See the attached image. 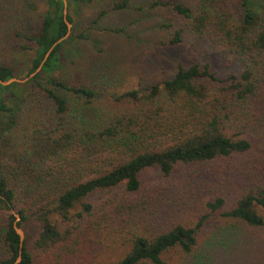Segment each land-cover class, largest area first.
<instances>
[{
  "label": "trees",
  "instance_id": "trees-1",
  "mask_svg": "<svg viewBox=\"0 0 264 264\" xmlns=\"http://www.w3.org/2000/svg\"><path fill=\"white\" fill-rule=\"evenodd\" d=\"M39 1L46 9L37 23L30 21V29L9 35L31 45L23 47L31 52L27 76L56 41L73 35L63 1ZM66 1L68 11L72 2L98 0ZM132 1L112 2L110 10H125ZM159 7H169L184 27L167 25L168 45L180 44L186 32L222 49L240 70L223 82L208 64L179 65L157 85L109 94L102 101L98 85L69 83L55 75L62 41L25 84H0V210H17V226L29 223L37 231L21 244L14 215L8 221L0 218V244L7 255L0 264H14L20 249L17 264H100V239L111 226L140 231L128 239L119 260L106 264H168L164 254L194 249L204 218L194 227H156L157 190L135 201L144 189L141 173L169 176L179 165L246 155L255 147L243 173L246 187L223 216L264 229V0H239V8L232 0L156 1L148 9ZM12 78L13 69L0 66V81ZM151 139L158 142L145 143ZM98 147L113 148L116 155L86 164ZM119 187L124 193L101 205L88 201ZM206 205L216 212L225 200L217 197Z\"/></svg>",
  "mask_w": 264,
  "mask_h": 264
},
{
  "label": "rangeland",
  "instance_id": "rangeland-1",
  "mask_svg": "<svg viewBox=\"0 0 264 264\" xmlns=\"http://www.w3.org/2000/svg\"><path fill=\"white\" fill-rule=\"evenodd\" d=\"M116 1L119 0H98L87 4L72 2L67 13L73 20V26H70L73 35L63 40L62 61L56 76L69 83L81 81L98 85L96 90L105 101L109 94L157 85L168 79L179 65L208 64L223 82L240 70L236 61L206 39L185 32L180 44H167L171 36L167 25L184 30L182 20L169 7L148 9L149 4L156 1L190 4L193 0H134L125 10H110L111 3ZM232 1L237 8L239 0ZM33 2H36L32 5L34 10L26 16L24 13ZM45 9V1L0 0V66L12 68L16 79L28 77L31 52L24 51L23 47L31 45L23 39H11L9 35L15 30L30 29ZM103 10H107V14L99 17ZM100 105L102 107L103 103ZM91 114V111L87 112L88 117ZM156 141L151 139L145 143ZM97 149V153L85 158L86 164L116 155L113 148ZM256 152L255 147L246 155L217 159L208 164L179 165L169 176L154 170L141 173L144 189L135 201L150 194L149 189L157 190L160 201L154 207L159 220L156 227L176 223L194 227L204 218L194 249L189 254L177 250L164 254L163 259L168 264H264V229L248 227L223 216L246 187L247 179L243 173ZM123 193L124 188L119 187L97 193L88 201L101 205ZM217 197L225 200V206L212 212L206 203ZM22 206L20 204L18 208ZM15 214H18L17 210H0V218L5 221ZM137 226L142 227V222ZM20 229L27 242L37 232L29 223ZM138 231L134 227L118 230L111 226L107 229L100 239L99 263L119 260L128 239ZM6 256L4 245L0 244V259Z\"/></svg>",
  "mask_w": 264,
  "mask_h": 264
},
{
  "label": "water",
  "instance_id": "water-1",
  "mask_svg": "<svg viewBox=\"0 0 264 264\" xmlns=\"http://www.w3.org/2000/svg\"><path fill=\"white\" fill-rule=\"evenodd\" d=\"M62 1H63V5H64L63 14H64V16H66V15H67V1H66V0H62ZM67 26H68V28L70 29V25H69L68 23H67ZM68 34H69V32H68ZM68 34H67L64 38L59 39L58 41H56V42L52 45V47L49 49V51H48L47 54L45 55L43 62H44V61L46 60V58L49 56V54H50V52L52 51V49H53L56 45H58L59 43H61V42H62V41L68 36ZM43 62H42V63H43ZM42 63H41V65H40V67L42 66ZM40 67H39L35 72H33L32 74H30L27 78H25V79H23V80H19V79H16V78H12V79H10V80H8V81H6V82H2V81H0V84H1L2 86H8V85H10V84H12V83H25V82L28 81L30 78H32V77H34V76L36 75V73L40 70ZM14 217H15L16 220H15V222H14L13 227H14L15 232H16L17 235L19 236L20 243L22 244L23 239H24L23 232H22L21 229L17 226V222H19L20 218H19V215H18V214H15ZM20 254H21V249H20V252H19V256L17 257V259H16V261H15L14 264H17V263L20 262V260H21Z\"/></svg>",
  "mask_w": 264,
  "mask_h": 264
}]
</instances>
